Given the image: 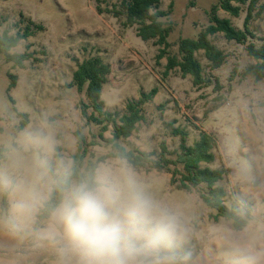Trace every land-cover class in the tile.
<instances>
[{"label": "rangeland", "instance_id": "obj_1", "mask_svg": "<svg viewBox=\"0 0 264 264\" xmlns=\"http://www.w3.org/2000/svg\"><path fill=\"white\" fill-rule=\"evenodd\" d=\"M219 1L162 0L159 8L168 12L162 20L172 30L167 54L158 58L161 46L154 39L144 41L138 24L126 26V16L114 13L122 0H0V34L26 35L10 53L29 54L17 65L0 52V148L5 149L0 170L46 190L63 174L61 165L72 172L76 154L83 155V172L89 161L118 151L108 142L112 125L104 131L93 120L98 113L86 90L74 82L78 65L100 56L112 67L101 95L105 111L123 114L128 102L158 89L142 105L144 119L136 130L116 142L126 150L152 153L154 159L165 156L171 163L163 170L135 168L126 159L110 157L98 168L131 170L154 200L180 214L188 231L174 249L177 264H264V79L244 74L258 62L249 55L248 44H264V0H258L246 43L229 40L223 32L209 35L226 54L220 67H212L204 50L196 52L203 83L195 84L179 67L165 74L168 57L181 58V40L196 38L212 23V6ZM233 4L241 8L239 16L221 8L216 14L244 29L248 3ZM10 74L16 76L13 87ZM24 113L27 122L21 129ZM77 131L83 138L81 149ZM202 133L214 138L215 160L201 166L224 169L217 182L227 194L224 204L236 205L244 216L251 214L241 230L207 205L204 184L190 190L178 187L184 171L177 161L181 144L185 138L193 145ZM162 144L168 149L165 155ZM42 160L48 161L47 169L41 167ZM174 169L176 183L171 181ZM41 174L43 179H38ZM9 205L8 195L0 193V264H59L60 245L40 236L50 217L39 220V210L32 223L20 224Z\"/></svg>", "mask_w": 264, "mask_h": 264}, {"label": "trees", "instance_id": "obj_2", "mask_svg": "<svg viewBox=\"0 0 264 264\" xmlns=\"http://www.w3.org/2000/svg\"><path fill=\"white\" fill-rule=\"evenodd\" d=\"M162 0H122L119 9H115L114 13L125 15L124 24L126 26L138 27V35L144 40H152L161 46V51L158 58L167 54V49L170 46L168 40L172 26L166 25L162 18L168 15V12L161 10L159 7ZM233 2L240 4L248 3V11L244 20V29L235 27L229 18H220L216 13L219 8L231 13L233 16L240 15V6L234 5ZM258 0H220L218 4L212 6V23L205 29L201 30L196 38H183L180 42L181 58L177 56H169L165 74L171 69L179 67L183 75L191 74L195 84L203 83V67L196 58V52L204 50L206 58L211 62L212 67H220L226 58V54L217 45L213 44L209 35L223 32L229 40H235L238 43H246L252 32L249 29V23L252 20L253 13L256 9ZM172 6V3L170 4ZM155 9L154 12L152 10ZM23 35H8L7 33L0 34V52L3 53L8 61H12L17 65H22L28 59V53H10V49L15 47ZM249 55L253 56L258 62L248 65L245 70V75H253L257 79H264V44L257 47L254 43H249L247 46ZM112 72V67L106 63L100 56H93L85 59L78 65L74 72V82L79 89L86 90V95L92 103L94 111L98 116H92L93 120L102 125V130L106 131L112 125V138L108 142H114L117 147V152H110L106 155L98 157L95 161H89L82 172L80 170L83 155L76 154V164L72 168L71 175L68 177V182L73 179L77 182L91 180L98 166L110 157H120L126 159L133 167H147L163 170L168 167L169 158L165 156L161 159H154L152 153L141 151L137 147L133 150H126L125 147L118 144L119 139H127L136 130L137 124L144 119L142 113V105L150 101L158 92L157 88H153L148 93H142L139 100L128 102L126 112H107L104 110V102L102 100V91L104 85L109 80V75ZM11 75V74H10ZM11 87L16 84V76L11 75ZM25 118L22 119L20 127L24 128L27 122L28 114H22ZM79 148H82V134L77 131ZM215 146L214 138L208 133H202L200 138L193 145H187L185 138L181 144L182 152L178 156V162L183 165L184 171L181 182L178 183L180 189H192L193 186L204 184L207 189V194L203 198L208 206L217 211V217H224L233 221V227L237 230L243 229L251 216L247 211L245 216L240 214L239 208L234 205L228 208L224 204L226 191L223 187L218 186L217 182L223 178L225 173L222 168L202 167L203 162L211 163L215 160V155L212 152ZM5 149L0 148V161L4 158ZM163 155L168 153L166 145L162 144ZM177 169L172 171V182L176 183L175 174ZM59 175L56 179L62 178ZM59 200V192L54 190L44 208L40 209L38 214L39 220H46L50 217V210ZM4 204H6V196H4Z\"/></svg>", "mask_w": 264, "mask_h": 264}, {"label": "clouds", "instance_id": "obj_3", "mask_svg": "<svg viewBox=\"0 0 264 264\" xmlns=\"http://www.w3.org/2000/svg\"><path fill=\"white\" fill-rule=\"evenodd\" d=\"M41 167L47 169L48 161ZM61 167L62 178L46 190L0 170V193L8 195V211L20 224L32 223L51 193L59 192L40 231L41 238L60 245L59 264H177L174 249L188 231L184 221L154 200L131 170L100 167L91 180L69 183L70 167Z\"/></svg>", "mask_w": 264, "mask_h": 264}]
</instances>
